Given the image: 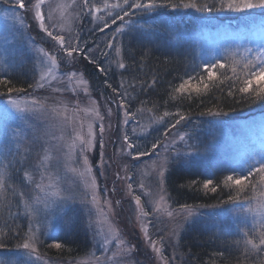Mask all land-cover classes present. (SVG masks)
Listing matches in <instances>:
<instances>
[{
  "label": "rangeland",
  "instance_id": "1",
  "mask_svg": "<svg viewBox=\"0 0 264 264\" xmlns=\"http://www.w3.org/2000/svg\"><path fill=\"white\" fill-rule=\"evenodd\" d=\"M38 2L18 9L13 6L15 0L11 3L0 0V73L26 65L33 69L37 82L32 98L17 101L20 108L26 109L22 115L12 108L5 110V100L0 101V140L7 136L14 151L26 153L25 158H30L23 174L29 177L31 191L21 202L19 215L26 225L24 242L31 243L29 237L36 235L33 245L36 251L21 247L7 264H176L181 226L202 223L220 212V206L175 208L165 190L167 170L175 164L199 166L206 173L227 167L245 172V165L264 160V115L246 119L226 117L222 122L216 119L204 127L206 131L192 133L190 129L178 128L179 125L162 130L166 118L131 104L134 100L127 93L122 94L124 109L118 107L121 98L97 103L87 81L74 68L75 60L69 62L59 45L40 30L34 18ZM128 4L129 0L127 4L125 0H89L90 7L85 8L84 0H45L41 11L49 31L63 35L72 45L78 42L81 48L90 44L86 36L80 40L81 33L76 36L79 19L86 15L88 23L83 22L84 25H89L94 35L100 34L98 45L103 43L105 47L97 50L98 56L108 69L118 71L122 63V34H116L111 26L122 22L116 18L117 13L122 15L121 8L129 9ZM219 13L224 16L229 12ZM29 20L33 22L28 24ZM129 24H123L122 29L128 31L125 27ZM30 26L37 27L40 40L44 38L42 42L34 40ZM140 27L142 36L147 38L167 36L170 32L173 42H181L182 36L175 32L177 28L171 29L167 24L158 32L152 26ZM191 39L198 45L199 57L205 65L223 57L261 58L259 54L264 53V26L260 22L240 27L223 25L218 31L195 33ZM38 82L45 86L39 87ZM33 99L38 103L33 105ZM100 116L104 117L103 149L99 143ZM125 135L135 146L133 149L123 143ZM93 136L95 140L89 144ZM180 136L185 139L181 141ZM190 145L193 147L189 148ZM97 147L99 152L95 155ZM136 148L146 150L149 155L133 159L125 154L136 155ZM165 157L170 163L162 168ZM37 184L48 192L71 194L74 199L63 207L58 206L59 202L53 205L46 216L29 218L25 205L44 195ZM261 204L264 201L251 218L228 215L232 221L252 227V222L264 220ZM76 226L89 234L91 245L87 254L60 263L40 254L41 241L54 239L60 233L68 234Z\"/></svg>",
  "mask_w": 264,
  "mask_h": 264
},
{
  "label": "trees",
  "instance_id": "2",
  "mask_svg": "<svg viewBox=\"0 0 264 264\" xmlns=\"http://www.w3.org/2000/svg\"><path fill=\"white\" fill-rule=\"evenodd\" d=\"M34 1L36 0H28L27 5H32ZM136 2L140 0H129V4ZM143 2L147 3L149 0ZM155 2L165 6L157 7L150 13L144 9L129 8L130 15L124 17L121 23L118 21L111 26L115 32L126 22L130 23L125 27L129 28L128 31L123 29L120 41L122 63L126 67L118 71L108 69L100 55L98 56L97 50L102 51L105 47L103 43L98 45L101 42L98 38L100 34L94 35L89 25H84L88 23L86 15L79 19L76 36L77 33H81V41L86 36V41L90 44L85 43L83 49L87 55L88 49L92 50L89 56L95 64L84 60L83 55H76L74 68L87 81L89 92L96 102L103 104L107 100L121 98L122 94L127 93L134 100L131 104L142 106L148 113L166 118L167 124L162 130L176 124L183 116L185 119L176 125H179L180 129L185 128L186 131L190 129L192 133L197 130L206 131L204 127L211 125L216 119L222 122L227 118L246 119L263 116L264 100L256 99L255 93L249 98L239 92L247 71L245 66H258L261 58L223 57L215 63L217 65L224 63L225 68L220 69L217 66L214 69L216 79L208 81L205 71L208 65L202 63L198 45L191 37L205 30L218 31L219 25L226 24L227 19L233 20L237 24L235 27L252 22L258 23L264 16V9L246 13L229 12L221 16L220 11L215 8L212 11L205 9V5L214 3L219 6V0H155ZM188 5L194 7L189 8ZM197 8L200 10L197 11ZM31 22L33 21L29 20L28 24ZM166 24L171 29L177 28L175 32L182 36L180 43L170 40L172 37L170 32L167 36L156 35L153 39L142 36L140 32L142 31L140 26H152L153 30L158 32V29ZM29 30L36 42L44 40V38L40 40V31L36 26H30ZM104 36L111 37L109 34ZM97 66L106 69V73L97 71ZM200 73L203 74L204 82L209 84L208 89H204L200 83ZM189 76L195 77L191 84L200 87L201 91L197 93L188 87L185 92H176L175 89ZM0 80L9 82L7 85L0 84V101L8 98L9 88L14 89L11 96L16 101L35 95L36 76L33 69L26 65L0 73ZM105 81L111 87H108ZM253 88L258 86L254 84ZM98 152L99 147L96 148L95 155ZM25 156L26 153H20L14 158L9 156L5 159L0 155V168L7 166L4 188L0 190V262L3 264H7L10 259L14 260L26 239V225L19 215L21 202L28 198L31 191V184L23 174L24 167L30 162V158ZM258 165L259 163L256 164ZM240 172L243 171L227 167L206 173L199 166L175 164L167 170L164 179L165 190L168 200L175 208L220 206V212H216L213 217H207L202 223H186L181 226L177 234L176 264H264V246L259 245L261 233H264V220L258 224L252 222L251 227L239 221H232L228 215L229 213L240 218H251L260 211V203L264 201L262 195L264 188L260 186L259 176L253 181L256 184L255 191L251 186L240 192L235 185L230 183L226 185L227 176L235 177ZM208 181L211 183L205 188L204 185ZM235 197L239 199H230ZM242 207L253 211L243 213L240 211ZM248 240H252L258 247L253 249L246 243ZM55 243H60L62 247L55 248L52 245ZM90 245L88 232L76 226L68 234L60 233L54 239L41 241L38 250L41 255L49 258V261L60 263L87 254Z\"/></svg>",
  "mask_w": 264,
  "mask_h": 264
},
{
  "label": "snow or ice",
  "instance_id": "3",
  "mask_svg": "<svg viewBox=\"0 0 264 264\" xmlns=\"http://www.w3.org/2000/svg\"><path fill=\"white\" fill-rule=\"evenodd\" d=\"M9 3L12 2V0H8ZM27 3L28 0H15V4L13 5L14 7L18 8V9H26L27 7ZM45 3V0H39V2L35 5L36 11H35V20L39 22V27L40 30L43 32H46L48 36L51 37V39L53 41H55L58 45L59 48L61 50L64 51L65 53V57L68 59L69 62H72L75 60L76 55H83L84 60L88 61L90 64H95V61L85 53L84 49L81 48L79 46V43L77 42L76 45H72L71 43L67 42L65 37L63 35H57L52 31L48 30V27L46 25L45 22V16L41 11V6ZM125 3H128V0H125ZM165 5L160 4L158 5L155 0H149V2L144 3L143 0H140V2H136V3H132V4H128V8H134V9H144L147 12H152L155 8L157 7H164ZM84 7L85 8H89V0H84ZM188 7H194V5H188ZM216 9L217 11H228V12H233V13H246L249 12L251 10H255V9H264V0H219V6H217L216 3L212 4V5H205V9L207 11H212L213 9ZM197 11H199L200 9L197 8ZM121 11L123 12V15H120L119 13H117V17L119 18L121 21L124 20V17L129 16L130 12L128 11L127 8H121ZM91 14V9H90V13ZM116 18H113V23L116 22ZM260 24L261 26H264V16H262L260 18ZM107 25L105 24V27ZM21 27H23V24H21ZM104 28H101V31H103ZM123 29L122 28H117L116 32L117 33H123ZM110 48L113 47V44L111 42H109L108 45ZM91 49H88V52H91ZM250 51V50H249ZM75 54V55H74ZM261 56V63L258 66H245L247 71L246 74L243 76V80H242V85L239 87V92L244 94L245 97H251L252 93H255V98L258 100H264V53L259 54ZM219 67L220 69H224L225 68V64L224 63H220L219 65H217L216 63H209L208 66L205 68V71L207 72V80L208 81H212L216 79V72L214 71V69L216 67ZM118 67L120 69H124L126 66L124 63H120L118 65ZM97 71L101 72V73H106V69H104L103 67L97 66ZM233 71H235L233 69ZM201 76L200 79V83L203 84L204 89H208L209 88V84L204 82L203 79V74L200 73L199 74ZM195 77L193 76H189L188 79L184 80L183 83H181L179 85V87H177L175 89L176 92H185L187 91L188 87H191L193 91L199 93L201 91L200 87H198L197 85H192L191 81L194 80ZM239 79V77L237 78ZM9 82L7 80H0V84H4L7 85ZM106 85L108 87H111L110 84L107 83V81H105ZM257 85L258 88H253V85ZM39 87L43 88L45 85L41 82H38ZM121 87H123V85H121ZM14 91V89L9 88L8 89V98L5 100L4 104H5V110H7L8 108H12L14 111L20 113L21 115L24 113V111L26 110L25 108H20L17 105V101L16 99H14L11 96V93ZM55 91V89H54ZM114 91H117L114 89ZM229 94L231 95L232 92H229ZM125 98L121 97V103L118 105V107L120 109H124L125 108V103H124ZM33 105L38 103L35 99L32 100L31 102ZM27 107V106H26ZM109 115H111V109L109 108ZM219 113H216V115H218ZM209 115H213V113H209ZM100 125H99V132H100V147L101 149H103L104 144H103V133L105 131L104 126H103V120L104 117L100 116ZM185 117L181 116L179 120L176 121V124H179L181 120H184ZM127 121H125L126 123ZM176 124H173L172 127H176ZM91 135V132H90ZM181 141H183L185 139L184 136H180L179 138ZM95 140V137L93 136V139L90 140L88 143L91 144L93 141ZM123 143L127 146L128 149H133L135 146L130 142V139L127 135L124 136V141ZM193 146H189V148H191ZM18 148V146H17ZM157 145L153 144V149H156ZM121 151H123V146L121 148ZM20 153L19 151H14L13 148L10 146L9 144V139L7 136H5V138L3 140H0V155H2L5 159H8L9 156L11 157H16L18 156ZM126 155H131L133 157V159H139L140 157L149 155V153L145 150V151H141L140 149L136 148V155H133L132 152H126ZM190 154V153H189ZM101 159L103 160V153L101 154ZM170 163L169 159L167 157H165L163 159V162L161 164V167L164 168L166 167L168 164ZM7 166H5L6 168ZM246 167V172H240L237 173L235 175V177L233 175H229L226 178V185H228L229 183L232 185H235L240 192H244L246 190V188H248L249 186H251L253 188V190L255 191L256 189V184L253 182L255 180L256 176H259V183L260 186L262 188H264V160H261L259 162V165L256 166L255 164H247L245 165ZM5 168H0V190H2L4 188V184H5V175H6V171ZM161 176L164 175V173L161 171L160 173ZM28 175L27 173L25 174V179H28ZM211 183V181H208L207 183H205L204 187L208 188L209 184ZM38 188H41V191L44 192L43 196H37V198L31 203V204H26L25 205V214L29 217V218H33V217H39V216H46L50 211L53 210V205H57L59 202L60 207L65 206L68 202L73 201V197L71 194L68 195H62L59 194L57 191H45L44 188L37 184ZM52 186L49 185V188H51ZM213 191H215V189H212ZM262 195H264V193H262ZM230 199H239V197H235V198H230ZM137 204L140 203V200L137 199ZM262 207H264V205H262ZM241 212L243 213H247L249 211H253V209L250 208H245L242 207L240 209ZM39 231V230H37ZM29 240L31 241L28 242H24L22 247L24 249H31V252L34 253L36 251V248L33 246L34 243L36 242V235L35 233L29 237ZM247 244L251 245L253 249L257 248L258 245L253 243L252 240H248L246 241ZM259 245L260 246H264V233H261L260 236V240H259ZM55 248L59 249L62 247V245L60 243H55L53 245ZM0 264H3V262H0Z\"/></svg>",
  "mask_w": 264,
  "mask_h": 264
}]
</instances>
